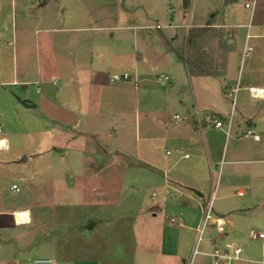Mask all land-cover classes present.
Returning a JSON list of instances; mask_svg holds the SVG:
<instances>
[{
  "label": "crops",
  "instance_id": "obj_1",
  "mask_svg": "<svg viewBox=\"0 0 264 264\" xmlns=\"http://www.w3.org/2000/svg\"><path fill=\"white\" fill-rule=\"evenodd\" d=\"M56 1L62 10L59 16L53 11ZM132 1L138 5L134 7ZM142 1L129 0V6L123 5L116 14L119 20L104 24L89 16L70 17L67 0H25L23 10L15 11L11 22L3 21L10 38L0 33V43L12 44L6 63L13 65V79H3L1 84H34L36 96L28 97L25 90L23 97H17L12 106L20 114L18 123L6 137L0 136L10 145L0 152L14 146L9 135L29 134L37 138L32 149L38 154L35 162L42 161V166L32 174L16 172L7 184L8 162L0 159V264H34L36 260H51L50 264H187L197 238L201 205L212 192L213 209L219 198L231 204L214 213L225 218L224 239L244 249L236 264H264L261 242L249 244L247 225L241 231V221H237L264 218V96L249 91L263 89L264 95V0H254L253 8L245 6L250 0H219L223 11L206 18V39L217 33L225 40L218 39L220 45L206 44V52L194 49L188 33L203 25H184V42L178 47L177 34L168 28L171 24L163 28L152 17L155 10L145 8ZM247 35H251L247 41L252 51L243 57ZM254 39L262 42L253 43ZM205 53L206 73L196 72L192 66L199 68L194 63L203 61ZM3 60L0 54V63ZM186 60L193 65L188 66ZM182 66L184 72H180ZM157 67L161 71L150 80L148 70ZM123 73L130 79L110 82L111 74ZM160 74L168 76L167 83L157 80ZM151 82L165 87L168 94L144 87ZM235 88L238 119L232 111L228 131L215 128L206 117L226 123L229 104L224 101H229ZM171 92L174 102L169 99ZM169 104L177 111L167 125L163 113ZM152 127H160L161 133L155 136L167 144L162 148L165 161L154 163L152 152L122 153L129 141L125 136L140 146L137 133L146 136ZM248 130L259 139L246 136ZM43 136L49 141L41 143ZM144 138L147 150L151 142ZM23 158L21 162L29 160ZM130 168L158 173L151 183L158 192L151 189L149 193L155 203L152 207L137 212L119 210L123 172ZM53 181L58 189L52 192ZM52 193L57 195L54 201ZM235 197L246 198L233 201ZM168 200L179 203L180 210L166 221L162 208ZM22 210L28 211L27 220L16 218ZM86 212L90 218L82 223ZM231 226H235L233 232ZM85 229L95 231L90 246L75 237ZM210 233H205L192 264L198 256L200 264H211L206 240ZM69 235L75 243L61 245L62 237Z\"/></svg>",
  "mask_w": 264,
  "mask_h": 264
},
{
  "label": "rangeland",
  "instance_id": "obj_2",
  "mask_svg": "<svg viewBox=\"0 0 264 264\" xmlns=\"http://www.w3.org/2000/svg\"><path fill=\"white\" fill-rule=\"evenodd\" d=\"M25 0H0V33H2L3 35H6L7 38H10V30L7 34V32H5L4 30V24L6 22H11V18L12 16H15V11H22L24 8V2ZM134 1H138L140 2L141 0H134ZM29 2V1H28ZM129 0H67L66 2V6L68 7V15L70 17H74V15H81L82 18H85L86 16H89L92 20L94 18V20H96V22L98 23H104L106 24V21H117L119 19L116 18V14L119 12V9L124 5H128ZM133 2V1H132ZM184 0H143L141 3H143L145 8H150L152 7L155 11L152 13V17L153 19L157 20L159 24L164 25L163 28H167V25L170 23L171 30L173 29L175 31V33L177 34V46L178 47H182L183 42H184V38L183 35L186 31V29L184 28V25H203L202 27L199 28H190L188 30V33L190 34V41L192 40V43H194V49L196 50H202L204 52H206V44L207 45H212L214 43L220 45L222 44L220 42L219 44V40L220 41H224V37L218 35L217 33L215 34H210L212 35L211 38L206 39V18L208 19L210 16L213 15V13H217V12H222L223 11V1H219V0H188L187 5L184 6L183 4ZM30 3V2H29ZM38 4V3H37ZM35 4V6L37 7L38 5ZM13 5V8H12ZM131 5H133L134 7H136L138 4L136 3H132ZM53 11L55 14H57V16L61 15V8L58 5V2L56 1V3H54L53 6ZM170 8H172L171 14L173 15V19L171 18V14H170ZM13 9V10H12ZM56 10V11H55ZM142 7L139 8V12H142ZM56 16V15H55ZM70 21H74L72 18H69ZM83 20H87V19H83ZM3 21H5V23L3 24ZM89 25H91V23L87 24V26L85 27H90ZM85 33V32H84ZM216 35V36H215ZM219 39V40H218ZM253 43L255 42H262V39H254L252 41ZM57 45H59L58 43H56ZM260 46L258 45L257 48H254V51L252 52V54H255V51L259 48ZM12 44L11 42H6L5 44L0 43V54H1V59H4L3 62L0 63V123L3 126V134H0V136H7L10 129H12L11 127L14 125H16L18 123V117L20 116V114H16L13 106L14 104H16V102L18 101L17 97H23L21 93H24L25 90H27L28 93V97L30 95L36 96L35 95V89H36V85L34 84H25V85H18V86H12L9 85L7 86L6 84H1L2 81L7 80V81H12L13 79V74H12V63L9 61L7 62L9 65H7L6 63V58L10 60L11 55H12ZM251 54V55H252ZM9 55V56H8ZM8 56V57H7ZM248 59V58H247ZM246 59V60H247ZM202 60H196L194 65H198L199 68H197V66H192L193 68H196V72H203L206 73V63H204V61L206 60V53L203 54L202 56ZM241 63V58H238V63ZM191 65H193L191 63ZM239 66V65H238ZM110 69V68H109ZM180 72H184V68L182 66V70L179 67ZM120 71V70H118ZM148 71L151 72V74L149 75V79L154 80L156 79L153 78V74L155 73H159L161 71V69L159 67L157 68H152L149 69ZM112 72V69H111ZM122 73V72H120ZM4 74H6V76H4ZM112 75V74H111ZM5 77V78H4ZM7 77V78H6ZM4 79V80H3ZM117 82V81H116ZM154 82V81H152ZM149 83L147 84V86L145 85V88H155V92L156 93H160V94H168L165 90V87H162L161 85H159L158 83ZM143 88V87H142ZM130 93L132 94V96H135V91L131 90ZM235 96V100H234V104L233 106H236V95L234 93H232L231 97L229 98V101H224V102H228L229 104V112H228V116L231 112V107H232V100L233 97ZM169 99L174 102L175 101V93L171 92V94L169 95ZM239 107V105H237ZM177 109L173 104H169V106H167V109L164 111L163 116H164V123L169 125V121L171 119V116L176 113ZM235 112V108L233 110ZM5 117V121L3 120V118ZM27 118V116H25ZM23 118V117H22ZM24 121L26 122V119L23 118ZM133 118H126V120L131 121V123L133 122V120H130ZM234 119L237 120L238 116H237V112L234 113ZM30 120V119H29ZM234 120V121H235ZM31 121V120H30ZM42 123V122H41ZM133 124V123H132ZM160 127L154 128L152 127V133L150 134H146V136L143 133H137V139L139 137V135H141V144L140 146L138 145V143H136L132 138L130 140V135L125 136V139L127 137V140L129 139V141H127L125 143V147L126 148H122V153L127 154V155H133L135 156V154H139L141 153V151H143L145 154H150V152H152L151 154L154 157L153 162L155 163H160L161 161H165V156L162 153V148L165 147V143H162L161 140H159V137L155 136L156 134H160L161 131L159 129ZM164 132V129H163ZM48 136L50 133H46ZM45 134V135H46ZM132 137L134 138V133H131ZM11 140L13 141L14 146L12 147V149L9 152H0V159L3 161L8 162L5 163V169H8V175L9 178H5L4 182H6L7 184H10L12 182V177L13 175H16V172H23V173H27V174H32L33 172H35L36 170L40 169L42 166V161L39 163V161H36L34 159H36V155L37 154V150L32 149V144L35 143L36 144V139L37 138H33L32 136H30L29 134L25 137H19L18 135L16 136H12L9 135ZM147 137L148 142H151L150 146H147V150H144V141L145 138ZM41 143H46L47 138L45 136H43V138L40 140ZM45 155V154H44ZM43 155V156H44ZM43 156L41 157V160L43 158ZM23 157H28V161L27 162H21L20 160ZM45 158V156H44ZM157 158V160H156ZM15 162V163H14ZM156 165V164H155ZM217 173V172H216ZM7 175V173H6ZM12 176V177H11ZM158 176V173L150 170V169H144V168H138V169H133L130 168L129 170H125L123 172V177H122V182H121V190H120V194L117 196V201H118V206L120 207L119 210H122L124 212L126 211H134L137 212L138 210H140L141 208L145 207V208H150L152 207L155 203H153V201L150 199L149 197V193L151 189H155L158 192L157 187L154 188L151 183L156 182V179ZM215 176L213 178V182L215 183ZM107 184H109L107 182ZM60 185H62V183H60ZM52 192L56 189H58V187H56V183L55 181H53V183H51L50 186ZM245 189V187H242ZM211 194V193H210ZM56 194L51 195V199L52 201H54ZM160 195H158L159 197ZM57 197V195H56ZM219 198V197H218ZM246 197H235L233 199V201H238V200H242L244 201ZM219 199H216L214 202V210L219 209V208H223V209H229V207H231V204H228V201H222ZM179 203L176 202H171L168 200V202H166V204L164 205L163 209V216L164 219H166V221L174 216H178L179 214V207H178ZM181 208V206H180ZM177 209H179L177 211ZM232 215H230L231 218ZM233 217V216H232ZM88 218H90L89 212L84 213V215L82 216V223H84ZM90 220V219H89ZM237 221H241V231L242 228L244 226L247 225L246 227V231L248 234V240H249V244L251 243H257L260 242L258 240H253L250 237V231H261L264 232V218H256L253 219L252 216H250L248 219H239ZM85 226V225H84ZM235 227V226H234ZM233 226L229 227V230H231L233 232ZM95 231H90V230H79V234L75 237H77L80 241V243L86 245V246H90V240H92V236L93 233ZM95 234V233H94ZM75 237H71L70 235L65 237V239L61 240V245L62 243L64 245L66 244H71L75 243ZM231 238V237H230ZM241 245V244H240ZM146 261V260H145ZM202 261L201 257L198 256L196 258V264H200Z\"/></svg>",
  "mask_w": 264,
  "mask_h": 264
},
{
  "label": "built area",
  "instance_id": "obj_3",
  "mask_svg": "<svg viewBox=\"0 0 264 264\" xmlns=\"http://www.w3.org/2000/svg\"><path fill=\"white\" fill-rule=\"evenodd\" d=\"M254 0H250L245 4L247 8H253ZM251 38V35L246 36V40L244 43L243 49V57H246L252 51V47L248 44V39ZM130 79V75L128 73L123 74H113L110 77V82H116L119 80L127 81ZM158 81L164 83L168 82L169 78L166 75L160 74L157 78ZM56 83V82H53ZM237 88H235L232 93L235 94ZM250 93L254 94V96L262 97L261 92L263 89H255L249 88ZM235 96L232 100V108L231 113L233 111ZM175 119H179V115H175ZM207 120H211L213 126L215 128H223L228 131L231 122V116L228 118L227 122L224 123L221 120L216 118L206 117ZM198 123H201V118L197 119ZM2 132V125L0 124V134ZM246 136H252L254 140L259 139V135L255 134L253 130L246 131ZM12 189L17 190V185L13 184ZM153 196V195H152ZM213 192L208 196L207 200L201 205V220L199 225L196 228L197 238L195 242V246L190 254L187 264H192L194 261V257L197 253H199V244L204 240L205 233H210V236L206 238L207 244L210 246L211 251L208 254L211 257V264H236L238 260L241 259V255L243 253V247L237 244H233L224 239L226 235V221L225 218L216 215L213 209ZM250 237L253 240H258L261 242L262 249H264V232L261 231H250ZM51 260H36L34 264H50Z\"/></svg>",
  "mask_w": 264,
  "mask_h": 264
},
{
  "label": "bare ground",
  "instance_id": "obj_4",
  "mask_svg": "<svg viewBox=\"0 0 264 264\" xmlns=\"http://www.w3.org/2000/svg\"><path fill=\"white\" fill-rule=\"evenodd\" d=\"M262 94H263V92H262ZM15 216L18 220H27L28 219V211H26V210L18 211V212H16Z\"/></svg>",
  "mask_w": 264,
  "mask_h": 264
},
{
  "label": "clouds",
  "instance_id": "obj_5",
  "mask_svg": "<svg viewBox=\"0 0 264 264\" xmlns=\"http://www.w3.org/2000/svg\"><path fill=\"white\" fill-rule=\"evenodd\" d=\"M9 141L7 138H0V150L7 151L9 150Z\"/></svg>",
  "mask_w": 264,
  "mask_h": 264
},
{
  "label": "water",
  "instance_id": "obj_6",
  "mask_svg": "<svg viewBox=\"0 0 264 264\" xmlns=\"http://www.w3.org/2000/svg\"><path fill=\"white\" fill-rule=\"evenodd\" d=\"M187 2H188V0H184V2H183L184 6L187 5ZM25 103H27V102L21 101V104H23V105H26V106H28V107H34V105H32V104H25ZM23 159H24V158H23Z\"/></svg>",
  "mask_w": 264,
  "mask_h": 264
},
{
  "label": "trees",
  "instance_id": "obj_7",
  "mask_svg": "<svg viewBox=\"0 0 264 264\" xmlns=\"http://www.w3.org/2000/svg\"><path fill=\"white\" fill-rule=\"evenodd\" d=\"M232 1H234V0H226V2H232ZM186 62L188 63V66L191 67V62H189V61H187V60H186Z\"/></svg>",
  "mask_w": 264,
  "mask_h": 264
}]
</instances>
